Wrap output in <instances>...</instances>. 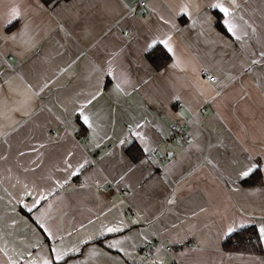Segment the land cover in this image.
I'll use <instances>...</instances> for the list:
<instances>
[{
  "label": "crops",
  "instance_id": "crops-1",
  "mask_svg": "<svg viewBox=\"0 0 264 264\" xmlns=\"http://www.w3.org/2000/svg\"><path fill=\"white\" fill-rule=\"evenodd\" d=\"M140 1L0 0V264L53 248L66 264H264L222 247L229 226L264 224V0H236L241 40L216 28L215 0ZM165 34L174 54L155 70L147 45ZM249 156L262 185L239 182Z\"/></svg>",
  "mask_w": 264,
  "mask_h": 264
},
{
  "label": "snow or ice",
  "instance_id": "snow-or-ice-1",
  "mask_svg": "<svg viewBox=\"0 0 264 264\" xmlns=\"http://www.w3.org/2000/svg\"><path fill=\"white\" fill-rule=\"evenodd\" d=\"M236 0H215L214 3L211 4V7L213 9H216L219 11V13L222 14L221 17V23L224 26V28L226 29V31L228 33H230L232 36H234L237 40H241L242 36L238 34L237 32V24L235 23V20L237 19L236 17V13H235V7H236ZM181 13H188V8L187 6H183L181 8ZM21 13L17 8H13L11 10V13L9 15V18L7 19L4 27H10L13 25L14 21H17L18 18L20 17ZM242 19V17L240 18ZM165 23H167V21H165ZM173 27H175V25H173ZM11 39L15 40L16 37L15 36H11ZM171 39L172 37L165 34L163 38H157L152 40L151 43H149L147 45V51H151L153 48H155L157 45H162L163 48L171 54H174V48L173 45L171 44ZM173 67H178V63L177 64H173ZM121 83H127V80H124L123 82H117V84L115 85V89L116 91L120 92L123 91ZM98 95V94H97ZM96 96H93L92 99L88 100L87 103L85 105H83L79 111V117L82 118V123L83 125H86L88 128H92V124L90 123V117L88 114H86L84 112V108L87 107V104H91L92 100H95ZM137 128L141 127V125L137 124L136 125ZM131 134L141 140H145V137L142 135L141 132L130 130ZM93 132H95V130L93 129ZM121 143H124V141H121ZM149 149L147 148V146H145L144 151L147 152ZM249 160V164L239 172V178L242 181H246L248 178H250L254 173H256L257 171L260 170L261 168V162L258 160L257 162L253 163L251 160V157H248ZM85 163H87V161H85ZM84 165L81 164L80 167L82 168ZM69 167H71V165H69ZM45 197H43V195H41L40 199H44ZM40 203V200L37 199L34 203L32 207H36V205H38ZM29 211H32L31 208L28 209ZM41 228H44L43 224H40ZM239 227H244L243 224L239 225ZM45 231H48L45 228ZM121 228L120 227H109L107 228V232L109 233H113V232H120ZM228 233H231L233 231H235V228H233L232 226H229L227 229ZM49 235H51V233L49 232ZM101 235H104L103 232H101ZM259 237L261 239V241H264V224H262L259 228ZM86 242V241H85ZM123 242L120 240H115V241H111L108 245V247L110 248H116L118 246H120ZM79 249H73L72 251H78ZM121 251H124V249H120ZM52 251L55 253V256L53 259H44L43 260V264H54V261H65V257H67L69 255L68 251H61L59 249L53 248ZM127 255V253H125ZM33 264H35V262H33ZM66 264V261H65Z\"/></svg>",
  "mask_w": 264,
  "mask_h": 264
},
{
  "label": "trees",
  "instance_id": "trees-1",
  "mask_svg": "<svg viewBox=\"0 0 264 264\" xmlns=\"http://www.w3.org/2000/svg\"><path fill=\"white\" fill-rule=\"evenodd\" d=\"M44 4L48 5L54 0H41ZM215 16V26L216 28L227 34L226 29L221 23L222 15L217 12L213 11ZM185 19L180 18V21H184ZM145 57L147 61L151 64V66L155 70H160L163 68L170 60L171 55L168 53L162 45H157L151 51H146ZM81 123V122H80ZM82 131L86 130L85 125L81 123ZM82 133V132H81ZM83 134V133H82ZM126 154L130 157L131 160L136 161L144 155V152L138 142H131L125 147ZM240 184L243 186H259L263 184V178L261 173V168L259 171L254 173L250 178L246 181L239 180ZM222 247L228 251H235V252H243V253H256L262 254L264 252L263 242L259 237V232L254 226H247L241 229H238L229 235L222 242ZM75 255H69L68 257H72ZM66 257V258H68ZM60 263V262H59ZM55 263V264H59Z\"/></svg>",
  "mask_w": 264,
  "mask_h": 264
},
{
  "label": "built area",
  "instance_id": "built-area-1",
  "mask_svg": "<svg viewBox=\"0 0 264 264\" xmlns=\"http://www.w3.org/2000/svg\"><path fill=\"white\" fill-rule=\"evenodd\" d=\"M140 4L141 5H144L145 4V1H140ZM125 31H127V29H125ZM11 57L9 56V59ZM200 74L203 75V76H207L208 77V80L209 81H214L215 80V76L214 75H211L208 73L207 69L205 68H202L200 69ZM177 106H181L182 105V102L181 101H178L177 103ZM202 112H205L206 109L205 108H202L201 109ZM171 129V138L172 139H179V140H185L188 138V133L187 131H184L182 133H176V130L178 129V125L177 124H174V125H171L170 127ZM75 135L77 136V138L81 141L84 140V135L79 131L77 133H75ZM110 147V146H109ZM94 185L95 187L98 189V190H102L104 187H109V185H102L101 182H99L98 180H94ZM165 249L167 251H171V247L169 245L165 246ZM172 264H177V263H172Z\"/></svg>",
  "mask_w": 264,
  "mask_h": 264
}]
</instances>
